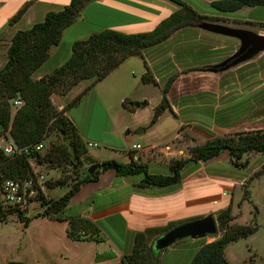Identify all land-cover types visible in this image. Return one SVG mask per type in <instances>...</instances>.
<instances>
[{"label":"crops","instance_id":"obj_1","mask_svg":"<svg viewBox=\"0 0 264 264\" xmlns=\"http://www.w3.org/2000/svg\"><path fill=\"white\" fill-rule=\"evenodd\" d=\"M71 1L0 0V68L8 62V50L18 31L29 29L43 21L49 12L62 10ZM213 1L92 0L78 20L65 29L61 42L51 49L49 59L35 73L36 79L64 65L76 41L86 40L106 29L127 34L152 32L171 16L181 13L179 25L168 40L144 50L141 55L127 58L85 93L77 106L65 112L86 142H99L85 138H95L89 127L91 114L101 109L108 116L110 134L119 138L124 147L117 149L107 143L105 157L93 155L97 162L112 158L122 162L135 160L147 163L152 173L172 174L173 160L189 157L183 150L189 143L186 133L196 146L228 134L264 130V117H251L264 107V52L225 68L223 63L240 50L241 41L202 27L204 23H212L253 31L255 29L244 24L264 23L256 22L251 15L259 8L250 7L246 14H243L245 8L224 13L212 6ZM185 6L202 18L194 19ZM25 7L24 15L12 22ZM254 32L264 35L263 28ZM207 66L222 68L210 72L201 70ZM147 73L153 77V82H145ZM176 74L178 77L165 103L163 89ZM91 83L83 81L65 96L54 94V103L63 110ZM151 89L156 91L155 96ZM203 113L210 120H202ZM124 130L128 131L122 139L119 133ZM199 136L205 143H201ZM97 138L106 140V137ZM138 144L142 149L134 148ZM112 153H120L122 157H106ZM262 156L253 153L249 164ZM231 165L234 164L230 151L208 162H190L181 171L182 182L165 188H141L143 175L124 177L115 169L105 171L98 181L83 183L65 209L67 216H81L95 222L100 229L99 235H95L97 240H75L68 233V222L40 217L47 222L40 229L39 244H48L49 248L62 239L72 245L80 244L88 251L85 255L67 254L69 264H122L123 257L134 249L137 233L152 229L164 231L171 225L217 216L232 207L236 185H243L247 178L242 173L229 175V171L217 169ZM202 239L179 240L158 252L156 259L160 264H191L205 245Z\"/></svg>","mask_w":264,"mask_h":264},{"label":"trees","instance_id":"obj_2","mask_svg":"<svg viewBox=\"0 0 264 264\" xmlns=\"http://www.w3.org/2000/svg\"><path fill=\"white\" fill-rule=\"evenodd\" d=\"M90 1L92 0H72L64 9L51 11L43 21L29 29L18 31L8 51V62L0 69V134L10 130L20 146H28L46 141L47 134L53 126H56L64 135L70 137L71 148L67 146L52 148L48 154L49 162L51 165H61L66 162L75 169L77 164L74 158L81 160L88 152L87 142L65 112L77 106L85 93L96 83L105 79L127 58L141 55L144 50L168 40L178 27V18L181 15L176 13L162 22L157 29L148 33L127 34L106 29L86 40L76 41L72 55L64 65L40 80L35 79V73L49 59L51 49L61 42L65 29L78 20ZM179 3L185 4L181 1ZM212 6L219 12L235 13L245 7L264 6V0H215ZM26 9V7L23 8L12 22L18 21ZM185 10L192 12L194 19L202 18L188 6H185ZM261 25L264 26V23ZM219 68L222 67L207 66L201 70L210 72ZM177 77V74L172 76L163 89L165 103L167 93ZM144 80L147 83L154 81L149 73L145 74ZM83 81L92 83L63 110H59L53 103L52 95L54 93L66 95ZM19 98L24 100L25 104L12 117L11 101ZM144 104L146 103H140V105ZM125 105L127 106L128 102ZM225 151H230L234 165L247 167L249 157L253 153L264 155V130L228 134L210 140L204 145L193 146L190 148L189 157L173 160L172 174L152 173L147 163L135 160L122 162L112 158L97 162L91 158L88 164L101 163V168L94 175L89 174L86 168L83 177L72 184L69 191L59 199H49L43 193L44 211L36 217H49L68 222V233L75 240H97L95 235H99L100 229L95 222L89 218L65 214L71 198L80 190L83 183L98 181L103 172L115 169L119 176L143 175V180L139 184L141 188L175 186L182 182L181 171L188 163L208 162ZM41 156L36 153L32 157L40 159ZM30 157L25 154L8 157L0 153V161L3 162L8 176L13 178H24L32 174ZM47 183L49 188H52L68 185L69 180L61 178L56 183ZM246 193V196L250 198L248 192ZM8 213L0 210V219L6 218ZM19 216L25 221V227H29L33 218H28L21 213ZM217 220L220 229L225 233L220 238L203 245L191 264H230L226 257L229 244L241 238H248L259 231V225L256 223L237 227L229 226L233 220L232 207L222 210L217 215ZM180 224L171 225L164 231L152 229L137 233L134 249L131 254L123 257L122 264H160L156 259L159 251L154 249L155 241Z\"/></svg>","mask_w":264,"mask_h":264},{"label":"rangeland","instance_id":"obj_3","mask_svg":"<svg viewBox=\"0 0 264 264\" xmlns=\"http://www.w3.org/2000/svg\"><path fill=\"white\" fill-rule=\"evenodd\" d=\"M258 8V11L251 15L253 18H256L254 19L256 22L261 23V21H264V6H258ZM250 9V7H245L243 14L249 13ZM244 25L248 28L255 29L253 31H258V29L261 28L264 29L263 25L254 26L251 23ZM150 92L152 95H156V91L154 89H151ZM54 94L52 95V100ZM11 102L12 117H14L20 108L15 107V101L12 100ZM55 106L59 109L56 104ZM196 113L199 116L200 111L197 110ZM202 120H210V117L203 113ZM89 127L91 128L92 135L95 138L85 136L86 140L94 139L95 141H99L98 143L100 146L97 148H89L86 143L88 152L83 155L81 160L74 158V162L77 164L76 169H79L77 171L71 164L66 162L61 163V165H51L48 157L50 150L54 147L64 148L67 146L71 148V140L68 135H64V133L56 126H53L47 134L45 141L46 147L40 154L42 155L40 157L41 160L36 158V160H34L35 165L38 170L46 175L47 182L56 183L61 178L69 180L68 185H59L52 188H49V186L46 187L45 193L49 199H59L65 195L69 191L70 186L83 177V172L86 168L91 166L88 164L90 163L89 160L91 158H94V156L100 158L105 157V150L108 146L107 143L115 145L117 149H122V147H124L119 138L110 134L111 123L108 116L103 113V110L100 109L98 112H95L94 115L91 114ZM127 131L128 130H124L119 133L122 139L126 137ZM185 135L187 138L186 140L189 141V143L187 142L183 150L188 156L190 148L193 146V143L191 142L193 138L187 133ZM97 137H106V140H97ZM199 137L201 139V143H205L206 140L201 138L202 136ZM118 152H121V150H118ZM115 156L122 157L120 153L119 155L112 153L110 156L108 155L106 157L111 158ZM220 168L225 169L226 173L229 171V175L237 172L242 173L247 178V181L243 183V185H236L237 190L235 189L236 191L234 193L235 200L232 204L233 220L230 222L229 226L237 227L252 225L255 223L259 225V231L257 233L250 235L248 238H241L240 240L229 244L226 249V257L230 264H264V156L256 159L254 158L247 167H237L236 165H231L230 167L218 166L217 169ZM246 192H248L250 198L246 196ZM246 198H248V200ZM43 211L44 208L41 203H35L31 207L28 214L25 215L28 218H33L29 227H25V221L20 218L19 213L17 212H10L6 218H3L2 220L0 219V264H9L11 262H23L24 264H48L50 261H52L50 262L51 264H69L66 259L67 254L72 252L77 255H85L88 252L80 244L72 245L62 239H59L49 248L47 246L48 244L40 245L38 240L41 233L40 229H42L47 221L39 219L40 217L36 216ZM215 218L217 219V216H215ZM218 226L219 232L217 234L203 237L202 241L204 244L220 238L225 233V231L220 229L219 222ZM45 230L46 229H44V231Z\"/></svg>","mask_w":264,"mask_h":264},{"label":"built area","instance_id":"obj_4","mask_svg":"<svg viewBox=\"0 0 264 264\" xmlns=\"http://www.w3.org/2000/svg\"><path fill=\"white\" fill-rule=\"evenodd\" d=\"M25 101L21 98L15 101V107L21 108ZM89 148H97L100 146L98 142H87ZM46 147L45 141L30 144L28 146H20L14 139L11 131L0 134V153L8 157L17 155H30V164L32 165V174L24 178H13L8 176L3 162L0 161V210L10 213L17 212L22 215L28 214L29 210L35 203H41L42 194L45 193L47 185V178L35 165L32 157L33 154H41ZM134 148L140 149V144L135 145ZM226 194V193H225ZM218 204V201H214Z\"/></svg>","mask_w":264,"mask_h":264},{"label":"water","instance_id":"obj_5","mask_svg":"<svg viewBox=\"0 0 264 264\" xmlns=\"http://www.w3.org/2000/svg\"><path fill=\"white\" fill-rule=\"evenodd\" d=\"M206 30L238 38L241 41L240 50L226 62L223 63L225 68L236 66L240 63L252 59L254 56L264 52V35L249 29H240L228 27L221 24L204 23L202 25ZM252 119L264 117V107L253 114ZM101 168V163L93 164L88 167L89 174L94 175ZM219 232L218 220L214 215H208L182 223L167 233L159 237L154 244L156 251H162L173 246L178 240L185 238H203L208 235H215ZM9 264H24L23 262H11Z\"/></svg>","mask_w":264,"mask_h":264}]
</instances>
